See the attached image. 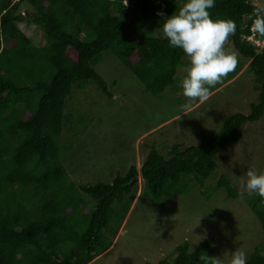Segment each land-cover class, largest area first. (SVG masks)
Wrapping results in <instances>:
<instances>
[{
	"label": "trees",
	"instance_id": "trees-1",
	"mask_svg": "<svg viewBox=\"0 0 264 264\" xmlns=\"http://www.w3.org/2000/svg\"><path fill=\"white\" fill-rule=\"evenodd\" d=\"M182 2L0 0V264H92L125 223L139 175L142 197L161 209L197 189L203 197L213 192L205 182L216 175L217 158L243 140L246 125L264 118V39L252 28L254 0H215L209 10L213 18L236 23L229 39L250 62L258 94L249 115H230L196 145L175 144L168 158L153 147L140 170L134 166L110 184L77 187L62 162V137L72 120L66 106L75 89L93 84L112 96L95 69L103 54L120 60L155 98L176 85L185 56L162 38L157 13L171 15ZM21 24L41 27L45 39L39 47ZM233 77L228 74L219 87ZM214 189H224L227 199L239 197L227 176ZM248 205L263 241L247 264H264V201L252 195ZM213 246V240L196 247L185 241L159 264H203L205 255L216 257Z\"/></svg>",
	"mask_w": 264,
	"mask_h": 264
},
{
	"label": "rangeland",
	"instance_id": "rangeland-1",
	"mask_svg": "<svg viewBox=\"0 0 264 264\" xmlns=\"http://www.w3.org/2000/svg\"><path fill=\"white\" fill-rule=\"evenodd\" d=\"M254 4L259 7L264 0ZM21 28L35 47L45 39L37 25L21 24ZM225 47L237 54L236 68L229 73L233 79L219 87L221 81L210 89L207 100L196 102L182 95V67L176 85L155 98L120 60L103 54L95 69L112 96L91 84L85 90L75 89L66 106L72 120L62 137V162L77 187L110 184L134 166L140 170L153 147L168 158L175 144L196 145L202 137L215 134L230 115H249L258 97L250 62L238 55L230 39ZM243 134L238 145L217 158V173L205 182V188L213 191L209 197L197 189L161 209L142 197L144 183L139 175L138 193L125 223L109 250L92 264H159L174 257L185 241L196 247L204 240L214 241L211 251L216 257L226 261L228 252L239 248L248 260L262 243L263 231L241 179L248 168L264 171V118L246 125ZM222 176L237 188L238 199H227L224 189H214Z\"/></svg>",
	"mask_w": 264,
	"mask_h": 264
},
{
	"label": "clouds",
	"instance_id": "clouds-1",
	"mask_svg": "<svg viewBox=\"0 0 264 264\" xmlns=\"http://www.w3.org/2000/svg\"><path fill=\"white\" fill-rule=\"evenodd\" d=\"M215 0H183L171 15L157 14L162 21L159 31L170 48L182 50L187 62L182 66L179 80L182 95L189 101H205L210 89L219 84L237 65V54L225 47L229 37L236 32L231 19L213 18L210 9ZM252 28L264 39V5L254 9ZM241 183L249 196L264 201V171L248 168ZM203 264H247L246 252L236 248L228 252L225 261L221 256L205 255Z\"/></svg>",
	"mask_w": 264,
	"mask_h": 264
},
{
	"label": "built area",
	"instance_id": "built-area-1",
	"mask_svg": "<svg viewBox=\"0 0 264 264\" xmlns=\"http://www.w3.org/2000/svg\"><path fill=\"white\" fill-rule=\"evenodd\" d=\"M250 40H252V39H250ZM256 45L261 46V48H262V45H264V43L261 45L260 43L256 42Z\"/></svg>",
	"mask_w": 264,
	"mask_h": 264
}]
</instances>
